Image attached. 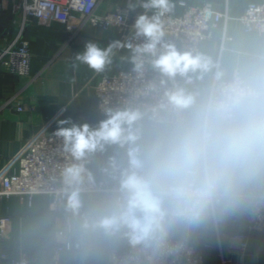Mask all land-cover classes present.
I'll list each match as a JSON object with an SVG mask.
<instances>
[{
  "label": "clouds",
  "instance_id": "1",
  "mask_svg": "<svg viewBox=\"0 0 264 264\" xmlns=\"http://www.w3.org/2000/svg\"><path fill=\"white\" fill-rule=\"evenodd\" d=\"M127 7L143 9L128 40L88 41L73 67L103 73L126 47L143 86L96 124L58 122L55 235L76 264H195L202 245L264 230V52L225 63L166 39L170 0Z\"/></svg>",
  "mask_w": 264,
  "mask_h": 264
},
{
  "label": "crops",
  "instance_id": "2",
  "mask_svg": "<svg viewBox=\"0 0 264 264\" xmlns=\"http://www.w3.org/2000/svg\"><path fill=\"white\" fill-rule=\"evenodd\" d=\"M178 1L188 6L209 4L214 10L225 12L228 20L212 32V37L200 44L199 50L225 63L238 61L248 55L264 52V37L244 32L237 18L249 3L263 0H170L171 13L182 11ZM128 0H99L96 13L101 14ZM143 9L137 8L136 12ZM0 26V31L7 29ZM112 29L102 30L83 25L68 32L63 25L49 26L32 22L24 32L31 55L29 73L17 77L0 70V176L17 171L16 156L25 139L42 128L57 129L58 122L71 118L77 123L96 124L101 115L96 106L93 86L103 75L128 71L131 54L116 50L113 63L103 73H95L86 65L73 67L74 54L83 51L88 41L102 47L117 40ZM10 102V103H9ZM17 107L22 108L17 111ZM0 215L9 217L6 238L0 241V264L16 260L21 254L31 264H53L52 251L55 232L62 223L65 211L62 203L57 211L51 210L50 198L35 195L32 198L10 196L0 198ZM205 251L204 264H218L216 243ZM223 250L226 241L220 243ZM203 247L200 246L198 249ZM227 264H264V234H248L247 248L237 255L233 248ZM60 264H76L66 253L59 256Z\"/></svg>",
  "mask_w": 264,
  "mask_h": 264
},
{
  "label": "built area",
  "instance_id": "3",
  "mask_svg": "<svg viewBox=\"0 0 264 264\" xmlns=\"http://www.w3.org/2000/svg\"><path fill=\"white\" fill-rule=\"evenodd\" d=\"M99 0H0V15L9 14L11 19L8 27L0 31V70L17 77H26L29 73L31 55L28 42L24 39L26 27L32 22L43 26L52 23L61 24L71 32L83 25L102 30L112 29L116 32L117 40L124 42L131 34V26L140 12L128 11V2L116 6L104 13H96ZM182 8L180 13L168 12L162 18L166 39L176 43L178 47H195L199 49L202 42L212 37V32L223 24L225 29L228 20L225 12L214 10L209 4L188 6L184 1H178ZM240 28L247 33H255L264 37V0L247 4L243 13L237 18ZM138 41H133V44ZM125 49L132 52L128 48ZM147 78L151 74H146ZM142 82L131 64L128 71H118L114 74L103 75L93 86L98 112L105 99L119 103L123 98L142 87ZM10 103V102H9ZM17 111L22 108L17 107ZM56 129L42 128L39 132L28 136L24 141L21 152L16 156L17 171L13 174L0 176V198L18 196L32 198L35 195H45L50 198L51 210L57 211L61 201L57 196L59 187V171L66 162L61 153L62 142L53 133ZM9 217L0 215V241L6 238V228ZM264 234V230H253ZM56 233V232H55ZM241 246H235L226 241L223 250L216 243L218 264H227L230 248L237 255L243 254L247 248L248 234ZM55 246L52 251L53 264H60L59 256L64 254L55 235ZM213 247L209 243L197 249L195 264H204L206 250ZM3 259L4 256L0 255ZM5 264H31L26 254H21L16 260Z\"/></svg>",
  "mask_w": 264,
  "mask_h": 264
},
{
  "label": "water",
  "instance_id": "4",
  "mask_svg": "<svg viewBox=\"0 0 264 264\" xmlns=\"http://www.w3.org/2000/svg\"><path fill=\"white\" fill-rule=\"evenodd\" d=\"M10 19H11V16L9 14H1L0 15V26L5 27Z\"/></svg>",
  "mask_w": 264,
  "mask_h": 264
}]
</instances>
